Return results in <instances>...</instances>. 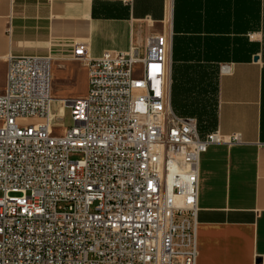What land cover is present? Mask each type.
<instances>
[{"label": "built area", "instance_id": "1", "mask_svg": "<svg viewBox=\"0 0 264 264\" xmlns=\"http://www.w3.org/2000/svg\"><path fill=\"white\" fill-rule=\"evenodd\" d=\"M171 50L170 31L142 55L87 59L76 44L88 72L79 99L52 98L50 57L7 60L0 264H196L199 160L224 140L172 111ZM65 108L72 127L54 135Z\"/></svg>", "mask_w": 264, "mask_h": 264}, {"label": "crops", "instance_id": "2", "mask_svg": "<svg viewBox=\"0 0 264 264\" xmlns=\"http://www.w3.org/2000/svg\"><path fill=\"white\" fill-rule=\"evenodd\" d=\"M167 31L172 111L213 122L200 136L224 140L199 160L196 264H264V0H0V94L10 57L40 56L52 60L54 100L84 98L76 44L87 59L142 55Z\"/></svg>", "mask_w": 264, "mask_h": 264}, {"label": "rangeland", "instance_id": "3", "mask_svg": "<svg viewBox=\"0 0 264 264\" xmlns=\"http://www.w3.org/2000/svg\"><path fill=\"white\" fill-rule=\"evenodd\" d=\"M135 75L138 76L139 73H135ZM75 85H76L75 91L77 92L81 91L82 87L84 86V82L82 81L81 77L76 79ZM56 106L58 105L55 104V107ZM60 115H61V110L57 111L55 118H57ZM71 127H72V121H71V116H70V110L68 108H65L63 112V118H62L61 124L55 126L53 133L54 135H62L64 130L70 129ZM1 197H2V193H0V198Z\"/></svg>", "mask_w": 264, "mask_h": 264}, {"label": "trees", "instance_id": "4", "mask_svg": "<svg viewBox=\"0 0 264 264\" xmlns=\"http://www.w3.org/2000/svg\"><path fill=\"white\" fill-rule=\"evenodd\" d=\"M213 125H214L213 122H208V123H205V124H198V131L200 132L201 128H204V129L211 128Z\"/></svg>", "mask_w": 264, "mask_h": 264}, {"label": "water", "instance_id": "5", "mask_svg": "<svg viewBox=\"0 0 264 264\" xmlns=\"http://www.w3.org/2000/svg\"><path fill=\"white\" fill-rule=\"evenodd\" d=\"M254 61H257V58H254Z\"/></svg>", "mask_w": 264, "mask_h": 264}]
</instances>
